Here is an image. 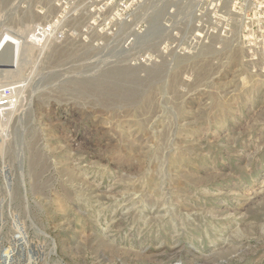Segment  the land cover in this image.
Listing matches in <instances>:
<instances>
[{
	"label": "rangeland",
	"instance_id": "rangeland-1",
	"mask_svg": "<svg viewBox=\"0 0 264 264\" xmlns=\"http://www.w3.org/2000/svg\"><path fill=\"white\" fill-rule=\"evenodd\" d=\"M0 87V264H264V0H0Z\"/></svg>",
	"mask_w": 264,
	"mask_h": 264
},
{
	"label": "built area",
	"instance_id": "built-area-1",
	"mask_svg": "<svg viewBox=\"0 0 264 264\" xmlns=\"http://www.w3.org/2000/svg\"><path fill=\"white\" fill-rule=\"evenodd\" d=\"M10 88L0 87V112L3 110L4 106L8 103L6 96H10ZM13 96V95H11Z\"/></svg>",
	"mask_w": 264,
	"mask_h": 264
},
{
	"label": "water",
	"instance_id": "water-1",
	"mask_svg": "<svg viewBox=\"0 0 264 264\" xmlns=\"http://www.w3.org/2000/svg\"><path fill=\"white\" fill-rule=\"evenodd\" d=\"M13 48V47H12Z\"/></svg>",
	"mask_w": 264,
	"mask_h": 264
}]
</instances>
